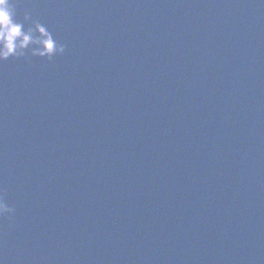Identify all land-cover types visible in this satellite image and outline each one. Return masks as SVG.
<instances>
[{
  "label": "water",
  "instance_id": "95a60500",
  "mask_svg": "<svg viewBox=\"0 0 264 264\" xmlns=\"http://www.w3.org/2000/svg\"><path fill=\"white\" fill-rule=\"evenodd\" d=\"M26 10L66 51L0 64L4 264H264V2Z\"/></svg>",
  "mask_w": 264,
  "mask_h": 264
},
{
  "label": "clouds",
  "instance_id": "9594fccd",
  "mask_svg": "<svg viewBox=\"0 0 264 264\" xmlns=\"http://www.w3.org/2000/svg\"><path fill=\"white\" fill-rule=\"evenodd\" d=\"M20 2L0 0V64L9 59L28 61L32 57L52 62L63 56L66 45L45 24L27 10L22 18L18 16ZM15 211L5 200L4 189L0 188V218L11 220ZM0 264H4L2 258Z\"/></svg>",
  "mask_w": 264,
  "mask_h": 264
}]
</instances>
